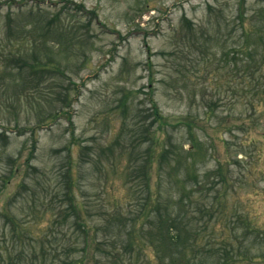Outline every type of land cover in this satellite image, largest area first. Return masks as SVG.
Wrapping results in <instances>:
<instances>
[{"label": "rangeland", "instance_id": "1", "mask_svg": "<svg viewBox=\"0 0 264 264\" xmlns=\"http://www.w3.org/2000/svg\"><path fill=\"white\" fill-rule=\"evenodd\" d=\"M259 26L264 0H0V264L79 257L76 219L103 243L93 249H125L119 231L144 202L147 169L164 217L181 219L175 240L157 215L139 232L159 238L155 264H264V93L244 81L264 40L242 48L244 27ZM152 99L175 124L172 144ZM148 125L161 139L151 163ZM243 217L258 238L240 234ZM100 252L87 264H103ZM133 264L148 262L139 252Z\"/></svg>", "mask_w": 264, "mask_h": 264}, {"label": "trees", "instance_id": "2", "mask_svg": "<svg viewBox=\"0 0 264 264\" xmlns=\"http://www.w3.org/2000/svg\"><path fill=\"white\" fill-rule=\"evenodd\" d=\"M245 2V0H244ZM239 21L240 22H245L247 21L245 12L242 10L239 13ZM257 34L260 38H262L264 40V26H259L257 29H255L254 31L251 30L249 31V29L247 27H244V30L242 31V35L244 36V47L243 51L246 52L247 54H251L253 52L251 51H255L257 50V47L252 43V40L254 39V34ZM259 53H261V58L260 59H256L253 56H247L245 58V69L247 72L250 73L251 76V81H246V77H244V81H245V85L248 88L249 84H252V88H254V90H259L261 89V92L264 93V76H255L256 71L258 70H262L264 69V41H263V45H261L260 49H259ZM23 57H18L19 60L23 61L22 59ZM47 65V63H43V64H38L35 63L34 68H40L39 66L45 67ZM247 94H249V91H246ZM152 103V108L154 109V115H155V119L157 120V122H159V126L160 129H162L163 132L167 133V138L169 140L167 141H172L171 138H169V127H173L174 128V123L172 122V120L170 121V119L166 116H164L163 114H161L158 110V105H157V101L155 99L151 100ZM174 124V125H173ZM146 131H148L147 133L149 134V139L152 137V141H151V145H150V149L148 151V156H149V161L150 163L153 161V159H157L155 153L156 150L158 149V147H156L158 141H160V137L158 138L157 136V129L155 130H151L149 129V125L148 128H146ZM6 132V131H4ZM173 143V141L171 142V144ZM160 149V153H158V156L165 158V160L167 159V161L170 160V154L173 152V146L169 147L167 145V142L164 141V143L162 144V146L159 148ZM168 152L169 156H165V153ZM162 163V161H160ZM173 166V165H172ZM68 175V174H67ZM138 176V175H137ZM144 178L143 180L145 181L144 183L147 184L148 188H146V194L144 195V202L140 203V199L138 198L137 201V209L134 208V211H131V218L129 219V221H131V226L129 228L125 227L123 229H121L119 231V240L118 243L121 245V247H124L125 249H119L117 248V246H115L116 249H93L95 247L96 244H98L96 247H99L101 245H103V243H101L96 237L94 238V232L95 230H93V228L91 226H86V222L83 221V223H81L78 219H76V224L82 228H85L84 233H85V239H84V245H82V249L83 251L80 253V256L74 259H71L69 261H65L66 264H87L89 263L91 260V256L92 254H94V256L96 255V251L99 250L100 255H101V261L103 264H110L111 262L116 263L114 260H118L119 263H124V261L126 260L125 258V254H128V263L127 264H133L134 260H138V254L140 252L141 254V259H143L144 262H148V264H155V261H157L158 263H163L164 261V256L160 255L158 252L159 249V242L157 240H159L158 237H155L154 234L148 233L146 240H144L142 238V241L137 240V237H141V234H139V232H144L145 229V225L146 223L150 222L152 220V222L155 221V218H152V215H157V221H156V225H158L160 227V230H163L167 225H169L171 231H170V237L172 240H175L176 238L179 237V232L178 230L181 229L180 227V223H181V219L178 218L179 214L175 215L173 213H169L168 212V207L164 208L166 210V216L165 215V211H163V203L160 200L161 196H162V191L161 188L157 189V194H154V189L153 186L151 185V178H153L152 176V170H146V172L144 173ZM69 177V176H68ZM134 180V178H133ZM163 180V178L161 179ZM24 183V182H23ZM72 184L70 182V184L68 183V188L66 189L65 193H66V197H67V201H69V205H67V210H70V215L75 214L77 216V218H79L80 216V204L78 203L77 199L74 197V192L73 189L71 188ZM139 208V209H138ZM5 215H12L10 213H5ZM123 213L120 212L118 215V218H122ZM117 217V216H116ZM247 217V216H245ZM245 217H243V219L239 220L240 226L245 227V224L248 226H246V230H244L243 233H240L241 235H244L245 237L250 235V232L253 233V235L258 238L259 235H257V231L259 229V226L255 223L252 222V224L249 226V221H246ZM148 220V221H147ZM128 221V220H127ZM125 224V222H123ZM125 226H128V224H126ZM154 227V224L151 223L150 228ZM51 228H53L51 226ZM90 228L92 230H90ZM127 228V229H126ZM248 228V229H247ZM126 229V230H125ZM263 230V229H262ZM93 233H92V232ZM122 232H125V241L122 240ZM15 236L16 234L20 237V234L18 233V231H16V229L13 230ZM262 234H264V232H262ZM108 237V235H106ZM144 240V241H143ZM196 243H198L197 239H194ZM262 241L264 242V236L262 238ZM141 242L146 243V245H151L154 247V249H152L153 255L151 254H145L143 255V252H145V249H131L133 246H135V243L140 244ZM69 247V246H68ZM68 247H64V249L68 250ZM133 250H139L136 254V257H134L133 254ZM128 252V253H127ZM226 259H229V257H227ZM159 260V261H158ZM254 260V259H252ZM110 262V263H109ZM112 264V263H111ZM171 264H177L175 262H172Z\"/></svg>", "mask_w": 264, "mask_h": 264}]
</instances>
